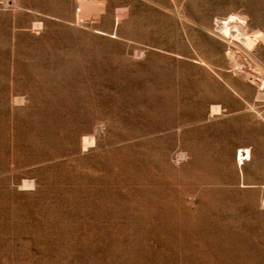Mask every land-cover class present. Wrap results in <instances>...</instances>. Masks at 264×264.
I'll use <instances>...</instances> for the list:
<instances>
[{"label": "rangeland", "instance_id": "obj_1", "mask_svg": "<svg viewBox=\"0 0 264 264\" xmlns=\"http://www.w3.org/2000/svg\"><path fill=\"white\" fill-rule=\"evenodd\" d=\"M0 264H264V0H0Z\"/></svg>", "mask_w": 264, "mask_h": 264}, {"label": "bare ground", "instance_id": "obj_2", "mask_svg": "<svg viewBox=\"0 0 264 264\" xmlns=\"http://www.w3.org/2000/svg\"><path fill=\"white\" fill-rule=\"evenodd\" d=\"M231 65H232V68H234L235 70H238V71L244 69L243 66L241 64H239V63H233L232 62ZM209 113H210V117H212V116L214 117V116H216V115L221 113V108L217 107V106L216 107H212Z\"/></svg>", "mask_w": 264, "mask_h": 264}]
</instances>
